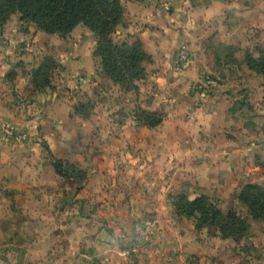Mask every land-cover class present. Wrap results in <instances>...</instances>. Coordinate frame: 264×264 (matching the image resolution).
I'll use <instances>...</instances> for the list:
<instances>
[{
  "label": "crops",
  "instance_id": "1",
  "mask_svg": "<svg viewBox=\"0 0 264 264\" xmlns=\"http://www.w3.org/2000/svg\"><path fill=\"white\" fill-rule=\"evenodd\" d=\"M167 1L169 10L155 0H121L124 22L113 34L118 43L140 40L153 57L146 65L147 78L135 84L147 81L155 86L154 97L141 109L162 117V123L154 127L137 121V113L112 109L114 98L104 97L117 91L120 84L106 73L107 85L98 90L103 81L97 71L102 68L93 54L97 38L83 24L64 34L67 39L80 31L93 36L91 43H76L75 39L70 51L81 60L67 63L72 66L67 73L68 84L86 74L85 92L97 102L92 116L85 115L79 122L75 118L80 115L57 90L35 86L30 70L37 68L36 63H25L18 70L9 56L13 48L22 47L20 42L27 40L23 46L34 50L40 38L48 42L63 33L45 34L36 24L22 21L20 14L17 21L12 19L16 14L12 15L0 29V38L10 41L4 48L5 57H9L0 63V264H8L7 258L23 259V264L35 258H47L38 264L127 263V249L112 250L114 244L108 238L111 200L121 202L114 196H124L126 180L135 193L131 204H120L121 210L127 208V221L130 208L137 212L156 210L162 190L176 195L186 192L181 187L183 182L193 187L190 192L195 196L186 192L190 198L215 191L240 192L247 183L264 187V76L244 61L246 52L257 57L264 49V0ZM66 43L69 46V40ZM228 47L235 49V63L227 56ZM188 50L192 56L177 70V56ZM86 54L92 63H82ZM241 60L243 63H238ZM208 62L223 63L217 71L214 92L194 87L208 83L197 75L194 64L199 68ZM209 82L215 84L214 80ZM241 91L248 94L247 103L239 101ZM245 109L252 114L251 121L242 117ZM33 133L43 134L51 157L47 158L39 139L32 143ZM82 135L85 138L81 141ZM53 157L85 169L84 186L79 187L76 178L59 174ZM116 162L131 168L127 177L121 174V187L115 188L119 196L105 177L107 165ZM143 162L155 165L151 173L155 185L150 181L153 189H149L145 203L137 204L143 186L138 182L143 179L140 170L134 169ZM167 163L182 166L174 172L169 169V176L162 175L166 173L156 165ZM113 177L112 187H116L118 175ZM26 228L37 229L34 234L38 240L33 248L27 242L25 254L19 256L12 251L11 230L20 229L24 238ZM46 228H53L54 233L47 235ZM118 236L114 233L115 238ZM79 245L87 248V254L78 252Z\"/></svg>",
  "mask_w": 264,
  "mask_h": 264
},
{
  "label": "rangeland",
  "instance_id": "2",
  "mask_svg": "<svg viewBox=\"0 0 264 264\" xmlns=\"http://www.w3.org/2000/svg\"><path fill=\"white\" fill-rule=\"evenodd\" d=\"M17 18L18 14H16V17L14 16L12 19L17 21ZM43 33L51 34L45 31H43ZM78 33L76 32V36L70 39H67V36L64 34H57L54 40L48 42L46 39L40 38L37 42L38 46L34 50H30L23 46L27 43V40H25L19 43L22 47L18 46L17 48H13V52L9 55L13 57V63H15L14 68L18 70L21 67H25V63H30L31 65L36 63L37 68L41 67L42 64H45L46 66L48 65L49 69L47 76L48 81H50V85L43 84L41 88H50L52 91L57 90L60 97L64 101H66V98L69 105L73 107V111L80 115L75 118V121L77 122L86 118V116L80 114L79 111H82L84 114L91 117V114L96 109L95 104H97L96 99H91L85 92L86 81H83V79L86 78V74H77L78 76L74 79L73 84H68L69 82L67 79V73L70 72L72 66L71 64L68 65L67 63H75L76 59L81 60V57L75 58L74 54L71 53V46L75 43V39L77 41L76 43H78L80 40L91 43L93 38V36H86L81 31ZM67 40H69V46L66 43ZM7 41L10 42L5 38H0V63H5V60L8 59L7 57H9H5L4 54V48H6L8 45ZM188 53L191 57L192 55L189 50ZM82 63H92V57L86 54L82 60ZM96 63H99V61L97 60ZM238 63H243V61L241 60V62L239 61ZM184 64L176 63L177 70H181L183 67H185ZM194 65L195 68H197V75H200L202 79H205L206 82H208L205 86L200 85L201 88H199L198 84H196V86L194 85L195 89H206L208 92H214L213 90L216 89V81H218L219 77L217 71L223 65V63H201L199 68L196 63ZM224 65H227V62L224 63ZM37 68H32L30 71L32 72ZM12 71L16 70L14 69ZM97 71H99L101 77L100 81H103L98 90H101L103 87L105 89V86L107 85L106 80H104L105 72L103 70L101 71L100 69H97ZM10 76H12V74ZM209 80H214L215 84L213 82L210 83ZM139 83L140 84H120L117 91L115 90L112 94L108 93V95L104 98H114V102L111 100L110 103L112 109H116L118 111L123 109L125 112L128 111L129 114H136L139 110L143 109L145 106H148L150 100L154 97L152 93L155 89V86H151L147 81H140ZM202 84H204V82H202ZM109 89L113 88L111 87ZM238 94L239 101H246L248 99L247 97H249L248 94H244L243 91L239 92ZM244 103H247V101ZM246 109L241 112V114L244 113L242 117L249 118L248 121H251L253 119L250 117L252 114L249 115V112ZM246 111L248 112L247 114ZM80 124L83 123L81 122ZM30 137L32 143L35 142V138L41 141L42 145H44L46 148L45 151L47 158L52 156V153L47 150L46 140L43 139L42 133H33L30 135ZM84 138L85 137L82 135L79 139L82 141ZM13 142L18 143L19 141L15 140ZM14 149L17 150L18 148L15 147ZM98 150L99 149L96 148L95 152H98ZM14 155L16 154L14 153ZM75 165L79 167L77 164ZM125 166V164L121 165L120 163L116 162L114 164H108L106 167L105 177H109L111 182L110 188L115 190V193L118 191V189L115 188H117L118 185L121 187V180L124 178L123 176L127 177V174L131 173V168L129 165L123 169ZM156 166L159 168L161 173H166L162 175L169 176L170 171L174 172V170H177L182 165H169L167 163ZM121 169L124 171L123 173L120 172ZM154 169H156L155 165L149 164L147 162H143L140 166H135L134 172L140 170L139 173H141V178L143 179L141 182L139 178L138 182L142 183L143 186L142 196L141 198L137 199V204L142 202L145 203L149 189H153L150 181L153 182L154 180V177L151 175ZM88 171L90 173V170ZM257 171L260 172L261 168ZM115 174L118 175L117 184L115 185L116 187H112L114 184L113 175ZM121 174L123 176H121ZM144 178L146 179L144 180ZM124 185V196H122L121 199L119 198L120 200L114 196V200L121 202L116 204L113 199L111 200L112 217L110 218L111 228L109 229L110 233L108 238L111 239L109 243L114 244V247L111 248L112 250H117V248L127 249L126 252L129 260H127V263L125 264H264L263 220L251 219L247 234L240 239H223L221 238V234L216 227L197 229L195 227V220L193 218L179 215L172 203V196L176 194L162 190V195H160L157 199L158 203L156 205V210H142L137 212L130 208V210L128 209V211L131 212H128V217H130V219L127 221L125 220L127 208L125 210H121L120 204H123L124 202L131 204L132 200L134 199L133 197H135V193L131 191L129 180H126ZM153 185H155V180ZM181 187L186 192H190L191 190L193 191V187L187 184V182H183ZM196 192L201 193V191ZM238 192L229 194L226 191L221 193L215 191L208 194L224 213L235 211L238 214L245 216L246 214L244 207L240 205L238 201ZM116 194L118 195V193ZM189 195L192 197L195 196L192 194V192H190ZM97 213L98 212L95 211V214ZM137 224L146 227L144 229L143 236L140 238H137ZM26 230L28 233L24 238L20 235V229L11 230L13 233V236L11 237L13 243L11 245L12 251H14V254L18 253L17 255L19 256H23L25 254L27 242H29V245L32 246L31 248L37 244V234H34L37 233V229L26 228ZM46 230H48L46 232L47 235L54 233L53 228H46ZM114 233H117L119 238H115ZM46 249L49 250L50 248H47L46 246ZM78 252L81 254H87V248H83V246L79 245ZM195 252H199V254ZM46 259H28L27 264L46 262ZM15 261L16 264H23L24 262L23 259H14L10 261L9 258H7L5 262H8V264H14ZM80 261L83 262L82 260ZM98 264L104 263L98 261Z\"/></svg>",
  "mask_w": 264,
  "mask_h": 264
},
{
  "label": "trees",
  "instance_id": "3",
  "mask_svg": "<svg viewBox=\"0 0 264 264\" xmlns=\"http://www.w3.org/2000/svg\"><path fill=\"white\" fill-rule=\"evenodd\" d=\"M14 14H20L22 21L32 22L40 30L51 34H67L83 24L96 35L93 54L114 83L135 84L147 77L146 65L153 62V57L143 43L138 39L117 43L113 38L117 27L124 22L121 0H0V29ZM228 48L227 56L235 62V49ZM244 61L250 69L264 76V49L259 51L257 57L246 52ZM48 69V65L42 64L33 71L37 88L43 84L50 85ZM79 113L86 115L82 111ZM136 119L152 127L163 121L160 115L147 110L138 111ZM52 164L59 174L76 178L79 187L87 179V171L69 160L53 157ZM238 201L244 207L245 216L235 211L224 213L207 194L190 198L182 192L172 196L173 206L179 215L193 218L197 229L216 227L223 239H240L247 234L251 219L264 220L263 186L245 184L238 194Z\"/></svg>",
  "mask_w": 264,
  "mask_h": 264
},
{
  "label": "built area",
  "instance_id": "4",
  "mask_svg": "<svg viewBox=\"0 0 264 264\" xmlns=\"http://www.w3.org/2000/svg\"><path fill=\"white\" fill-rule=\"evenodd\" d=\"M158 4H160L164 9L169 10L170 9V5L169 2L167 0H155ZM178 61L179 63H187L189 61V53L186 51L180 52L178 55ZM137 238H140L141 236H143L144 234V229L146 227L137 224ZM147 226V225H146ZM149 226V225H148Z\"/></svg>",
  "mask_w": 264,
  "mask_h": 264
}]
</instances>
